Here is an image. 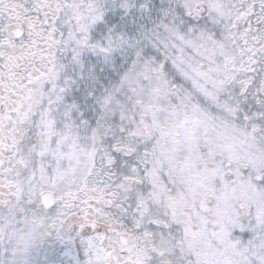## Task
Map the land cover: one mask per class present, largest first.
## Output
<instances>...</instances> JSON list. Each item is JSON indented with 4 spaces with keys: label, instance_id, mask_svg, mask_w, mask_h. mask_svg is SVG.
I'll return each mask as SVG.
<instances>
[{
    "label": "snow or ice",
    "instance_id": "6c2138e0",
    "mask_svg": "<svg viewBox=\"0 0 264 264\" xmlns=\"http://www.w3.org/2000/svg\"><path fill=\"white\" fill-rule=\"evenodd\" d=\"M0 264H264V0H0Z\"/></svg>",
    "mask_w": 264,
    "mask_h": 264
}]
</instances>
